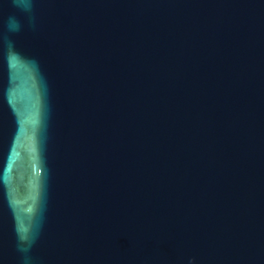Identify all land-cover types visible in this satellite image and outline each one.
Instances as JSON below:
<instances>
[{
	"label": "water",
	"instance_id": "obj_1",
	"mask_svg": "<svg viewBox=\"0 0 264 264\" xmlns=\"http://www.w3.org/2000/svg\"><path fill=\"white\" fill-rule=\"evenodd\" d=\"M0 264H264V0H0Z\"/></svg>",
	"mask_w": 264,
	"mask_h": 264
},
{
	"label": "clouds",
	"instance_id": "obj_2",
	"mask_svg": "<svg viewBox=\"0 0 264 264\" xmlns=\"http://www.w3.org/2000/svg\"><path fill=\"white\" fill-rule=\"evenodd\" d=\"M12 3L15 7L21 9L23 12L30 13L33 7V0H12ZM21 22L14 16H10L7 21V28L10 31H20ZM21 251H26L23 246L20 248Z\"/></svg>",
	"mask_w": 264,
	"mask_h": 264
}]
</instances>
